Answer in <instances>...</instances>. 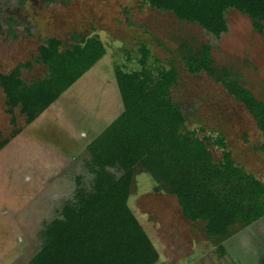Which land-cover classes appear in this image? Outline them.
<instances>
[{
	"label": "rangeland",
	"instance_id": "obj_1",
	"mask_svg": "<svg viewBox=\"0 0 264 264\" xmlns=\"http://www.w3.org/2000/svg\"><path fill=\"white\" fill-rule=\"evenodd\" d=\"M226 19L229 32L215 39L197 24L152 9L147 0H0V74L30 65L22 70L26 84L46 78L48 69L38 58L51 38L66 49L75 45L74 36L99 38L108 55L98 67L109 74L117 67L139 70V51L146 45L164 68L176 67L179 72L171 98L184 113L187 128L204 129L200 138L222 134L235 162L264 183L260 150L264 139L255 120L221 84L205 73L190 74L183 61L198 54L202 45H211L217 74L223 77L222 69H228L233 80L264 102V34L256 33L251 20L235 10ZM102 72L94 70L82 83L89 99L100 95L102 86L94 87L93 81L102 78ZM111 78L114 81L115 75ZM6 111L0 88L1 140L26 123L19 109L13 115ZM58 128L47 133L58 134ZM60 136L65 137L64 131ZM15 150L8 146L0 151V264H29L41 248L45 224L72 199L77 186L74 176L83 173L82 161L63 166L55 161L59 154L53 150L47 152L54 155ZM210 151L214 161L221 162L223 151L213 145ZM129 207L159 253L157 264H264V218L250 227H232L226 239L211 240L205 224L187 221L177 198L162 190L141 166L135 170ZM220 245L227 250L223 258Z\"/></svg>",
	"mask_w": 264,
	"mask_h": 264
},
{
	"label": "trees",
	"instance_id": "obj_2",
	"mask_svg": "<svg viewBox=\"0 0 264 264\" xmlns=\"http://www.w3.org/2000/svg\"><path fill=\"white\" fill-rule=\"evenodd\" d=\"M147 2L180 22L197 24L215 39L229 32L230 10L248 17L254 31L264 34V0ZM73 41L66 49L51 38L40 48L38 62L49 74L31 85L22 80V70L30 65L0 74L7 114L19 109L26 124H32L107 55L99 38L74 36ZM139 53V70L115 69L123 114L88 147L83 173L74 176L72 199L45 224L41 248L29 264H157L159 253L129 207L138 166L177 198L187 221L205 224L211 240L226 239L232 227H250L264 218V183L235 162L225 137L200 138L204 129L187 128L184 113L171 98L179 81L177 68H164L146 45ZM183 61L190 74L205 73L244 105L264 139V102L233 80L228 69H222L223 77L217 74L211 45H202ZM19 133L0 139V151ZM210 145L223 151L221 162L214 161ZM260 150L264 153V144ZM218 253L223 258L227 250L220 245Z\"/></svg>",
	"mask_w": 264,
	"mask_h": 264
},
{
	"label": "crops",
	"instance_id": "obj_3",
	"mask_svg": "<svg viewBox=\"0 0 264 264\" xmlns=\"http://www.w3.org/2000/svg\"><path fill=\"white\" fill-rule=\"evenodd\" d=\"M107 55L98 64L104 62L103 60H105ZM98 64L76 82L32 124L27 125L25 123L20 128V133L6 147L9 146L10 148L16 149L15 151H22L27 155L31 153L54 155L47 152L53 150V152L59 154V156H56L55 161L60 162L61 165L64 164L63 166L65 164L71 165L78 163L79 161L83 163V158L88 155L87 150L91 143L124 112L116 77L114 81L111 78L112 75H115V70L109 74L108 69L105 71V68L99 69L102 66L98 67ZM94 70H97L98 73L103 71L102 78L93 81L94 87L98 83L99 86H102V90L97 98L89 99L82 88V83L91 73H94ZM74 103H79V105L75 106ZM68 105L73 106L67 107ZM83 105L88 106L85 109L86 111L83 110ZM65 106L67 107L65 110H67L68 115L64 117ZM66 117V122L63 123L62 118ZM57 126H59V133L57 134L55 131L50 136L47 132H51ZM63 131L65 134L64 138L60 136ZM41 148H45L46 151L41 150ZM40 163L43 164L42 162ZM30 166L35 169L34 164ZM41 168L44 167L41 165Z\"/></svg>",
	"mask_w": 264,
	"mask_h": 264
}]
</instances>
